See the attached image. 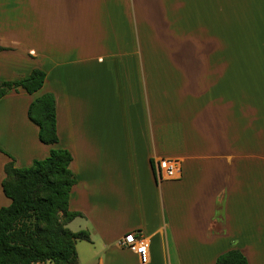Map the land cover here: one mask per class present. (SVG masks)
<instances>
[{
  "label": "crops",
  "instance_id": "0c3cea01",
  "mask_svg": "<svg viewBox=\"0 0 264 264\" xmlns=\"http://www.w3.org/2000/svg\"><path fill=\"white\" fill-rule=\"evenodd\" d=\"M0 47V81L45 73L0 97V182L9 160L68 150L66 226L99 243L95 264H212L230 248L264 264V0H0ZM44 92L53 145L26 115ZM158 158H180V178L155 182ZM129 231L147 262L118 245Z\"/></svg>",
  "mask_w": 264,
  "mask_h": 264
},
{
  "label": "trees",
  "instance_id": "16d2710c",
  "mask_svg": "<svg viewBox=\"0 0 264 264\" xmlns=\"http://www.w3.org/2000/svg\"><path fill=\"white\" fill-rule=\"evenodd\" d=\"M1 49V47H0ZM45 73L32 68L14 80L0 81V97L18 88L28 94L40 89ZM26 115L37 127V139L45 145L57 142L54 98L44 92L27 105ZM71 155L64 148H50L41 159L15 167L11 160L2 167V194L9 200L0 206V264H76L75 243L88 241L85 230L71 231L66 224L78 212L68 209V194L75 178L68 165ZM152 167V166H151ZM212 264H247L236 248L218 254Z\"/></svg>",
  "mask_w": 264,
  "mask_h": 264
},
{
  "label": "built area",
  "instance_id": "2783aa9c",
  "mask_svg": "<svg viewBox=\"0 0 264 264\" xmlns=\"http://www.w3.org/2000/svg\"><path fill=\"white\" fill-rule=\"evenodd\" d=\"M152 173L155 182L162 180H176L181 176L180 158H158L152 163ZM118 245L137 255L140 263L147 262V241L138 231L123 234Z\"/></svg>",
  "mask_w": 264,
  "mask_h": 264
},
{
  "label": "rangeland",
  "instance_id": "374dc122",
  "mask_svg": "<svg viewBox=\"0 0 264 264\" xmlns=\"http://www.w3.org/2000/svg\"><path fill=\"white\" fill-rule=\"evenodd\" d=\"M69 227L73 229V223L70 224ZM101 253L100 245L97 242L90 244L84 240L76 241V264H95L97 257L100 256ZM38 264H49V262Z\"/></svg>",
  "mask_w": 264,
  "mask_h": 264
}]
</instances>
